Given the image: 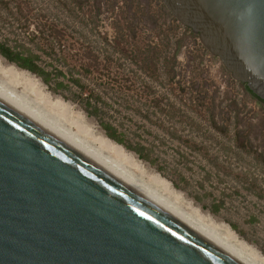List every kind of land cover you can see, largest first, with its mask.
Instances as JSON below:
<instances>
[{"label":"rangeland","instance_id":"obj_1","mask_svg":"<svg viewBox=\"0 0 264 264\" xmlns=\"http://www.w3.org/2000/svg\"><path fill=\"white\" fill-rule=\"evenodd\" d=\"M162 5L0 0V42L38 54L52 76L69 67L86 93L101 97L103 118L125 132L126 143L142 145L145 157L105 135L78 99L77 87L54 90L53 80L45 83L28 72L39 92L1 69L0 84L90 145L98 146L99 137L118 144L137 179L180 208L195 209L222 232L229 228L264 257V103ZM11 65L20 69L0 55L1 68ZM56 100L68 105L65 113L52 105Z\"/></svg>","mask_w":264,"mask_h":264},{"label":"water","instance_id":"obj_2","mask_svg":"<svg viewBox=\"0 0 264 264\" xmlns=\"http://www.w3.org/2000/svg\"><path fill=\"white\" fill-rule=\"evenodd\" d=\"M264 99V0H160ZM0 264H241L0 99Z\"/></svg>","mask_w":264,"mask_h":264},{"label":"bare ground","instance_id":"obj_3","mask_svg":"<svg viewBox=\"0 0 264 264\" xmlns=\"http://www.w3.org/2000/svg\"><path fill=\"white\" fill-rule=\"evenodd\" d=\"M0 69L2 72L7 73L13 78L18 77L24 80L29 87L34 88L36 91L40 90V85L36 80L28 76V71L17 69L13 65L7 67L6 69L0 67ZM4 86L5 85L0 84V99L2 101L57 135L59 138L102 166L128 186L141 193L143 196L147 197L166 212L187 225L203 238L222 249L225 253L236 259L241 264H264V257L255 252L252 248L246 246V244L242 241H238L229 228H226L225 233L222 232L219 227L214 224V222H206L195 209L184 210L180 208L174 201H171V199L167 198L166 196L157 194V192L150 188L149 185L137 179L125 167L122 161L121 156L123 154V149L121 146L111 142L108 138L102 137L96 139V141L99 143L98 146L95 147L90 145L85 139L76 137L72 134L73 132L71 133L60 127L56 121L44 118L45 116L39 114L36 109L31 108L22 99V97L15 94L11 90H8ZM45 96L48 97L47 95ZM52 105L59 107L62 109V111L65 109V112L68 108V105L63 103L61 100H56ZM77 128L80 131H88V129L83 127V125H77ZM102 148H107L108 150L112 151L113 155L104 154ZM128 158H130V156H128ZM153 179L161 183L163 182L162 180H159L160 178L157 176H154Z\"/></svg>","mask_w":264,"mask_h":264},{"label":"trees","instance_id":"obj_4","mask_svg":"<svg viewBox=\"0 0 264 264\" xmlns=\"http://www.w3.org/2000/svg\"><path fill=\"white\" fill-rule=\"evenodd\" d=\"M162 9L165 13V6L162 5ZM165 15V14H164ZM189 30L188 28H186ZM0 55L4 57L9 62L14 63L21 70L28 71L29 73H34L42 78L45 83H49L51 80L54 81V90H70L71 86L77 87L79 100L82 101V105L88 114L98 118L100 127L104 131L105 135L119 143L125 144L127 148H132L139 156L145 157L143 154V150L145 149L142 145L132 146L129 143H126L125 132L120 130L114 123L109 120H106L102 116V109L98 105L100 100V96L97 92L88 91L86 93L85 86L81 83V78L76 76L71 69L68 67L67 71H63L62 69H56V73L52 76L50 71L45 70L39 63V55L31 52H24L12 49L6 44L0 42ZM68 75H67V74ZM59 76H62L60 79ZM63 78H67L66 80ZM252 96L257 98L254 94H252L245 84L240 83ZM85 94V95H84ZM259 101L262 99L257 98ZM264 103V101H261Z\"/></svg>","mask_w":264,"mask_h":264},{"label":"flooded vegetation","instance_id":"obj_5","mask_svg":"<svg viewBox=\"0 0 264 264\" xmlns=\"http://www.w3.org/2000/svg\"><path fill=\"white\" fill-rule=\"evenodd\" d=\"M261 101H264V99H263V100H261Z\"/></svg>","mask_w":264,"mask_h":264}]
</instances>
